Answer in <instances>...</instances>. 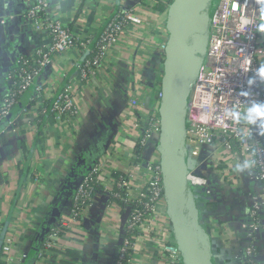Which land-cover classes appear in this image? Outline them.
Listing matches in <instances>:
<instances>
[{
  "label": "built area",
  "instance_id": "2783aa9c",
  "mask_svg": "<svg viewBox=\"0 0 264 264\" xmlns=\"http://www.w3.org/2000/svg\"><path fill=\"white\" fill-rule=\"evenodd\" d=\"M143 5L141 2L139 6ZM48 7V0H34L28 17L38 30L49 34L51 43L37 49L34 56L18 60L24 65L18 86L0 97V118L11 115L19 96L33 91L30 99L42 105L31 121L35 131L40 112H48L57 126L69 129L72 125L75 129L73 125H81L78 93L96 86L97 80H104L114 49L132 25L133 10H118L97 34L78 35L62 21L50 17ZM160 18L158 14L154 20L158 29H164L162 40L155 41L160 39L156 35L146 50L153 59L146 63L137 56L132 62L136 86H127L121 93L123 106L109 131L101 126L109 135L101 141L96 158L88 165L44 246L33 255L35 247L25 238L28 229L25 231L21 225L22 218L17 215L9 221L4 209H0V264H85V240L92 234L98 235L104 248L102 264H185L167 213L158 150L161 118L152 114L154 105L158 111L162 91L160 88L158 99L152 100L147 85L159 72L154 58L163 62L165 58L169 34ZM62 54L74 55L78 80L55 89L47 109L43 104L42 72L50 67L52 56ZM262 65L264 0H214L206 57L189 98L186 142L188 179L201 210V223L211 234L221 264H259L258 246L263 240L258 234L264 233V117L253 110L264 109ZM102 128L100 131L105 132ZM85 162L84 158L80 164ZM113 170L123 171L126 176L116 181ZM30 173L39 180V172L34 169ZM235 195L246 196L247 220L233 229L235 214L229 217L224 211L226 204L221 205L220 201ZM115 198L123 203L119 212L124 229L115 241H110L108 228L113 229L114 216L108 211L112 206L117 212L119 201ZM111 201L105 210L104 205ZM19 208L21 216L27 212L26 204ZM92 211L93 216L103 218L87 219Z\"/></svg>",
  "mask_w": 264,
  "mask_h": 264
},
{
  "label": "crops",
  "instance_id": "0c3cea01",
  "mask_svg": "<svg viewBox=\"0 0 264 264\" xmlns=\"http://www.w3.org/2000/svg\"><path fill=\"white\" fill-rule=\"evenodd\" d=\"M33 2L34 0H0V97L6 94L13 81L10 75L18 60L24 56H34L37 49L51 43L49 34L38 30L28 17ZM48 2L47 14L62 21L78 35L99 33L113 14L122 8L133 10L132 25L122 37V42L114 49L104 80H97L96 86L90 90L79 91L78 118H81V125H73L76 126L75 129L72 125L69 129L57 126L52 123L49 115L43 136H38V131L32 127L31 121L35 120V114L42 106L39 105L40 101L34 105L29 106L28 103L27 106L15 108L11 115L0 118V209H4V217L9 221L17 215L20 216L25 231L31 225H41L39 221L41 217L44 225V220L53 215L52 210L58 206L59 198L61 199L63 194H67L64 206L71 201L88 165L96 158L101 141L109 135L107 132L111 122L119 116L124 100L121 93L127 86L132 89L136 86L132 79V62L138 56L148 63L153 59H150L151 55L146 51L147 45H150L148 42L155 40L156 35L160 39L157 38L155 41L162 40L160 34L164 33V29L156 27L155 15L159 14L160 20L167 22L166 9L162 12L153 9V0H48ZM141 2L143 6H139ZM73 61V54L52 56L50 67L42 72L41 81L44 85L42 96L45 107L50 106L55 89H61L70 80H78ZM160 68L161 66L157 64L159 69L157 74L163 73H161L163 69ZM145 78L144 76L143 79ZM151 91L158 95L157 90ZM28 93L30 97L34 95L33 91ZM30 97L29 101H32ZM151 98L154 99L153 96ZM157 99L158 96L155 100ZM101 126L108 127L107 132ZM101 128L105 132H101ZM78 131L80 134H76ZM84 158L86 162L81 165ZM34 169L40 174L37 181L30 173ZM27 173L28 176H25ZM231 187L229 186V189ZM245 198L246 196L235 195L228 197L226 201H220L221 205L226 204L224 211L229 217L235 214V220H232L233 229L247 220ZM109 203L112 201L106 202L105 210H108ZM22 204L27 205V212L21 216L18 211ZM116 204L119 206L116 213L113 212L112 206L108 211L114 216V220H111L114 223L113 229L110 231L108 228L110 241H115L117 234H122L124 229L122 215L119 212L123 203ZM214 208L215 205L212 208L213 212L216 211ZM93 215L92 211L86 218L89 220L103 218ZM258 235L260 240H263L262 245L258 246L260 252L258 263L264 264V233ZM85 247L84 252L88 254L84 258L85 264H102L105 257L101 253L104 248L100 246L98 235L87 236ZM33 250V254L38 252L37 248ZM217 259L216 264H221V258L217 256ZM105 264L111 263L106 261Z\"/></svg>",
  "mask_w": 264,
  "mask_h": 264
},
{
  "label": "water",
  "instance_id": "95a60500",
  "mask_svg": "<svg viewBox=\"0 0 264 264\" xmlns=\"http://www.w3.org/2000/svg\"><path fill=\"white\" fill-rule=\"evenodd\" d=\"M214 0H172L158 112L167 213L185 264H215V245L201 223L197 197L188 175L187 113L193 86L204 63ZM53 215L59 209L52 210Z\"/></svg>",
  "mask_w": 264,
  "mask_h": 264
},
{
  "label": "trees",
  "instance_id": "16d2710c",
  "mask_svg": "<svg viewBox=\"0 0 264 264\" xmlns=\"http://www.w3.org/2000/svg\"><path fill=\"white\" fill-rule=\"evenodd\" d=\"M172 0H154V3H153V9H156L158 12H162L164 11L165 9L168 8L169 4L171 3ZM103 30V28L101 29V31ZM100 31V32H101ZM154 61H156L158 63V65H162L163 64V60L161 59H158V58H154ZM24 65H21V64H17L13 70L11 71V74H12V78L11 80L12 83L11 85L9 86L10 89H12L13 91H15V89H17V86H18V82H19V76L22 72V68H23ZM158 81V78L157 76H154V81ZM151 81V80H150ZM150 81L147 83V85H150ZM153 81V82H154ZM161 83V82H160ZM158 82V86H159V89L157 90V88L155 87H152V89L154 90H157L158 92L160 91V84ZM157 87V86H156ZM29 93H24V95H21L19 96L18 98V101L17 103L15 104V108H21V107H24V106H27L28 103H29V106L30 105H34L35 104V101L32 100V101H29ZM27 97V98H26ZM48 104V103H47ZM50 106H46L47 109H49ZM15 108L13 110H15ZM43 109V107H42ZM43 111V110H42ZM152 114L154 115V117H158L159 116V113L157 110H152ZM50 114H48V112H42L41 115L37 116V120H38V136H43L44 134V129L46 127V123H47V118ZM146 124V123H145ZM150 125V124H149ZM143 134V132H141ZM138 154L139 155H142L141 154V151H138ZM23 171V170H22ZM29 173H27L25 176H28ZM85 175V174H84ZM112 176L113 178L117 181L119 179H121V177H125L126 174L123 172V171H114L113 170V173H112ZM116 191L119 192V194H123V190L117 186H115L114 188ZM65 200H67V194H63L61 199L59 198V202H58V213L55 214V215H50V217H47L44 221V225H42V221H43V218L41 217L39 219V221H41V225L37 226V225H31V227L28 229L27 231V234L25 236L26 239H29L33 246L35 248H37L38 250L40 248H42L46 242V237L47 235L49 234L50 230L52 229V227L54 226V224L56 223V220L58 219V217L60 216V214L63 212L64 210V202ZM114 201H119V199L116 200V198L114 199ZM120 204V201L118 202ZM66 204V203H65ZM38 218V217H37ZM38 220V219H37ZM43 228H46L43 230ZM54 250V249H52ZM55 251H57L55 249ZM71 253H73L72 255H75V253L73 251H70ZM216 253H218V251L215 249V259L214 260H218L217 259V256H216ZM34 255V254H33ZM33 258H31V261H32ZM65 263V262H64ZM65 264H70V263H65Z\"/></svg>",
  "mask_w": 264,
  "mask_h": 264
},
{
  "label": "rangeland",
  "instance_id": "374dc122",
  "mask_svg": "<svg viewBox=\"0 0 264 264\" xmlns=\"http://www.w3.org/2000/svg\"><path fill=\"white\" fill-rule=\"evenodd\" d=\"M162 26H164V25H162ZM162 26H161V28H162ZM153 56H150V59L152 58ZM161 68L163 69V64L161 65ZM161 68H160V70H161ZM155 72V71H154ZM163 71H161V73H162ZM163 75H164V73H162V74H158L157 75V78H158V81H156V79H155V81L154 80H151L150 81V85H149V88H151L152 89V87H155V88H158L159 89V87L157 86L158 85V82L160 83L161 81H162V78H163ZM154 81V82H153ZM157 86V87H156ZM154 88V89H155ZM157 89V90H158ZM149 96H153L154 97V99H156L157 98V93L155 92V91H152V93H151V91H150V94H149ZM153 109H155V105L153 106ZM156 110V109H155ZM214 262H215V264L217 263V260H214Z\"/></svg>",
  "mask_w": 264,
  "mask_h": 264
},
{
  "label": "clouds",
  "instance_id": "9594fccd",
  "mask_svg": "<svg viewBox=\"0 0 264 264\" xmlns=\"http://www.w3.org/2000/svg\"><path fill=\"white\" fill-rule=\"evenodd\" d=\"M261 71L264 72V65L261 66ZM257 116L264 117V109L256 108L253 110Z\"/></svg>",
  "mask_w": 264,
  "mask_h": 264
}]
</instances>
